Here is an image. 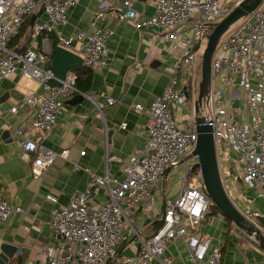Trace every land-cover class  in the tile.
<instances>
[{"label":"built area","instance_id":"1","mask_svg":"<svg viewBox=\"0 0 264 264\" xmlns=\"http://www.w3.org/2000/svg\"><path fill=\"white\" fill-rule=\"evenodd\" d=\"M135 1L102 0L92 20L94 29L79 28L67 36L63 28L78 0H0V81L20 71L43 88L25 101L36 108L30 124L16 127L6 120L8 128L19 137L21 156L33 157L35 175L47 171L58 157L69 159L70 149L46 147L31 137L30 127L50 133L65 99L77 88L73 73L67 72L59 79L52 69L44 68L49 61L46 50L11 45L32 16L36 15L31 24L32 36L53 33L65 48L79 45L83 65L93 69L105 70L110 64L109 40L115 31L102 22L111 17L130 20L138 29L154 30L176 55L173 74L164 91L148 108L134 104L138 111L147 113L148 120L140 125L144 142L130 155L125 177L92 173L84 191H77L68 204L51 210L48 224L55 242L44 250L47 264H175L168 250L180 240L186 245L189 264H224L222 246L193 232L207 218L212 203L199 157L193 155L198 141L195 103L201 79L199 50L215 26L243 0H148L152 6L149 15L136 9ZM212 71V87L198 116L213 127L219 170L228 197L264 234V0L220 39ZM56 79L60 84H53ZM103 95L109 105L116 102ZM190 100L194 117L181 128L174 117V105H186ZM18 109L14 106L11 110L15 113ZM2 113L0 109V116ZM121 127L125 129L127 122ZM180 166L184 173L181 188L175 197L164 199L160 224L148 236L136 230L137 250L123 253L121 247L133 233L129 228L131 214L139 204L153 198L156 187L167 179L170 170ZM81 168L79 163H73L74 170ZM84 169L92 172L89 167ZM191 176L195 181L189 180ZM101 188L106 190L107 198L103 203L94 202L93 194ZM47 198L58 201L52 194ZM22 211L21 206L5 198L0 186V226ZM217 218L226 219L221 212ZM237 236L261 249L244 232H237ZM253 264H264V259Z\"/></svg>","mask_w":264,"mask_h":264},{"label":"crops","instance_id":"2","mask_svg":"<svg viewBox=\"0 0 264 264\" xmlns=\"http://www.w3.org/2000/svg\"><path fill=\"white\" fill-rule=\"evenodd\" d=\"M140 3L145 14L152 13L148 0ZM101 4L102 0H78L70 11L69 23L63 28L64 34H74L79 28L93 30L92 20ZM102 23L115 31L109 40V66L105 70L92 68L90 90H77L65 99L50 133L30 127L31 137L46 147L57 151L70 149L69 159L58 157L41 175L34 174L33 157L26 159L21 156L19 137L8 128L6 120L16 127L30 124L36 116V108L25 101L43 88L20 71L0 81V109L3 111L0 116V186L4 189L5 198L23 209L0 226V256L5 243L19 247L5 264H47L44 250L55 242L48 224L51 210L68 204L77 191H84L92 173H109L120 179L125 177L124 169L130 155L135 147L144 142L140 125L148 120L147 113L138 111L134 104L141 103L148 108L171 80L176 55L169 43L158 38L154 30L138 29L132 21H120L115 17L106 18ZM23 28L25 38L14 39L13 47H38L46 50L49 60L54 58V42L59 46L55 34L32 36L30 21ZM71 50L79 53V45L74 44ZM74 69L69 72L74 74ZM103 93L116 99V102L109 105ZM14 106L19 107L15 113L11 110ZM174 117L179 126L185 128L194 117L193 103L174 105ZM124 122H127L125 129L121 127ZM82 151H86L85 155L81 154ZM73 163H79L82 168L74 170ZM85 167L92 172L86 171ZM175 169L182 171L181 166ZM167 179L162 181L161 189L156 187L152 199L139 204L131 214L129 228L133 233L129 241L122 245L123 253L132 254L137 250L136 230L148 236L157 228L156 223L160 224L164 199L175 197L178 193L177 190L168 191ZM48 194L56 196L58 201L48 199ZM106 198L103 188L93 194V201L97 203H103ZM193 232L210 237L214 244L222 246L224 264H253L264 259L261 249L247 240H241L237 236L240 230L232 227L227 219L217 218V214L208 216ZM168 253L173 256L175 264H189L183 241L171 245Z\"/></svg>","mask_w":264,"mask_h":264},{"label":"water","instance_id":"3","mask_svg":"<svg viewBox=\"0 0 264 264\" xmlns=\"http://www.w3.org/2000/svg\"><path fill=\"white\" fill-rule=\"evenodd\" d=\"M260 2L261 0H243L215 26L212 34L208 38L201 61L199 95L195 103L198 141L193 155L199 157L206 191L212 203L225 216V218L228 219L230 224L244 232L248 237H253L258 242L261 250L264 251V234L259 229H256L236 208L225 191L219 170L213 127L210 123H204L203 119L198 116L200 108L209 95L212 87V60L220 39L230 27L238 23L241 18L251 13ZM135 8L142 11V6L139 1L135 2ZM35 19L36 15L32 16L30 23L32 24ZM81 65H83V58L79 53L59 45L56 48L54 58L47 61L44 68L52 69L57 78L63 79L67 72ZM53 84L58 85L60 82L56 79L53 81ZM184 92L186 97L189 98L187 87L184 88ZM18 250V246L5 243L2 246L3 253L0 256L2 260L0 261V264L8 262L9 258Z\"/></svg>","mask_w":264,"mask_h":264},{"label":"trees","instance_id":"4","mask_svg":"<svg viewBox=\"0 0 264 264\" xmlns=\"http://www.w3.org/2000/svg\"><path fill=\"white\" fill-rule=\"evenodd\" d=\"M25 35H26L25 28L22 27L19 34L16 36L15 41H19L23 37L25 38ZM53 46H54L53 47L54 49H53L52 55L54 56L56 53L57 42H54ZM201 61L202 60L200 59V70H201ZM73 72H74V75L76 77V88H77V90L80 92H88L92 86L93 69L91 67L81 65V66L75 68ZM219 212L220 211L218 210V208L213 203H211L210 204V210H209L207 217L211 216V215H216ZM158 224H159V222L156 223L155 227H157Z\"/></svg>","mask_w":264,"mask_h":264},{"label":"rangeland","instance_id":"5","mask_svg":"<svg viewBox=\"0 0 264 264\" xmlns=\"http://www.w3.org/2000/svg\"><path fill=\"white\" fill-rule=\"evenodd\" d=\"M207 41H208V39H206L204 41L202 47L199 50V57H200L201 60H202L203 53H204V50H205L206 45H207ZM189 103H191V100L189 101ZM190 159L192 161L194 160V158H190ZM181 169H182V171H180L178 169H174V170H172L171 174L169 175V177L167 179V187H168V191L169 192L176 191V190L178 191L181 188L182 179H183V175H184L182 166H181ZM189 180L190 181H195L193 176H191L189 178ZM161 185H162V181L158 184L157 188L161 189V187H162ZM168 191H167V193H169ZM255 220L258 221L257 218H255ZM260 222H262V221H260ZM232 227H233V225H232ZM197 230H199V229H197Z\"/></svg>","mask_w":264,"mask_h":264}]
</instances>
